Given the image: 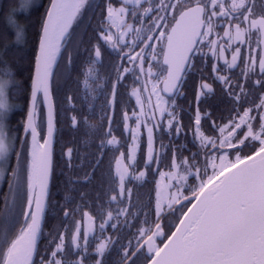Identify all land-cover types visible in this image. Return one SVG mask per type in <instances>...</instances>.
Wrapping results in <instances>:
<instances>
[{"label": "snow or ice", "instance_id": "snow-or-ice-1", "mask_svg": "<svg viewBox=\"0 0 264 264\" xmlns=\"http://www.w3.org/2000/svg\"><path fill=\"white\" fill-rule=\"evenodd\" d=\"M37 2L0 0V264H264V0Z\"/></svg>", "mask_w": 264, "mask_h": 264}, {"label": "trees", "instance_id": "trees-1", "mask_svg": "<svg viewBox=\"0 0 264 264\" xmlns=\"http://www.w3.org/2000/svg\"><path fill=\"white\" fill-rule=\"evenodd\" d=\"M47 3H48V0H38L36 9H34V18H35V16H38L39 14L43 13V11H44L43 5H47ZM2 23H3V21L0 20V24H2ZM60 163L62 164V161ZM57 173H58V178L60 180H62L63 178L59 177V168L57 169ZM51 223H52V221L50 220L49 224H51Z\"/></svg>", "mask_w": 264, "mask_h": 264}]
</instances>
